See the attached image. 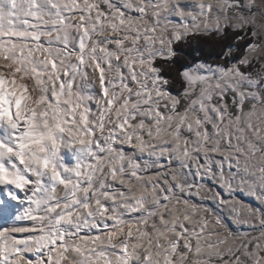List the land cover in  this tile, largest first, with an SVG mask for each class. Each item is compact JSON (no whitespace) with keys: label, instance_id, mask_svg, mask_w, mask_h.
Segmentation results:
<instances>
[{"label":"snow or ice","instance_id":"1","mask_svg":"<svg viewBox=\"0 0 264 264\" xmlns=\"http://www.w3.org/2000/svg\"><path fill=\"white\" fill-rule=\"evenodd\" d=\"M0 264H264V0H0Z\"/></svg>","mask_w":264,"mask_h":264},{"label":"trees","instance_id":"2","mask_svg":"<svg viewBox=\"0 0 264 264\" xmlns=\"http://www.w3.org/2000/svg\"><path fill=\"white\" fill-rule=\"evenodd\" d=\"M204 50H205V53L212 51V49L208 48L207 46L204 47Z\"/></svg>","mask_w":264,"mask_h":264}]
</instances>
